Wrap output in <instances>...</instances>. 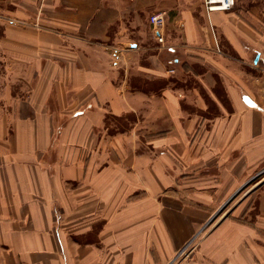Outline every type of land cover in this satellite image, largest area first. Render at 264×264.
Listing matches in <instances>:
<instances>
[{
  "label": "crops",
  "instance_id": "0c3cea01",
  "mask_svg": "<svg viewBox=\"0 0 264 264\" xmlns=\"http://www.w3.org/2000/svg\"><path fill=\"white\" fill-rule=\"evenodd\" d=\"M263 14L0 0V264H264Z\"/></svg>",
  "mask_w": 264,
  "mask_h": 264
},
{
  "label": "built area",
  "instance_id": "2783aa9c",
  "mask_svg": "<svg viewBox=\"0 0 264 264\" xmlns=\"http://www.w3.org/2000/svg\"><path fill=\"white\" fill-rule=\"evenodd\" d=\"M236 0H204L205 10L208 13L219 11H230L234 8ZM264 16V14H263ZM166 22V14L163 12L155 13L150 17V23L154 35L158 42L164 43L162 30Z\"/></svg>",
  "mask_w": 264,
  "mask_h": 264
},
{
  "label": "rangeland",
  "instance_id": "374dc122",
  "mask_svg": "<svg viewBox=\"0 0 264 264\" xmlns=\"http://www.w3.org/2000/svg\"><path fill=\"white\" fill-rule=\"evenodd\" d=\"M6 10L9 11V10H13V9H12V7H8V9H6ZM6 10H5V11H6ZM2 16H3V17H6V18H8V19H11L10 14H8V12H6V14L3 13ZM6 21H7V24H9V22H8L9 20H6ZM26 23H27V22H26ZM23 26H24V27H27V28H28V27H31V26H25V24L22 22V23L20 24V27H23ZM2 31H3V30L1 29V32H2Z\"/></svg>",
  "mask_w": 264,
  "mask_h": 264
}]
</instances>
